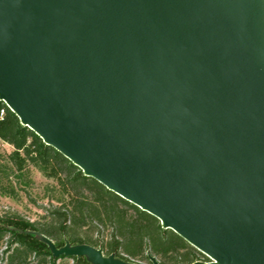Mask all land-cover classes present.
Instances as JSON below:
<instances>
[{
    "label": "water",
    "instance_id": "95a60500",
    "mask_svg": "<svg viewBox=\"0 0 264 264\" xmlns=\"http://www.w3.org/2000/svg\"><path fill=\"white\" fill-rule=\"evenodd\" d=\"M0 100L191 264H264V0H0Z\"/></svg>",
    "mask_w": 264,
    "mask_h": 264
},
{
    "label": "trees",
    "instance_id": "16d2710c",
    "mask_svg": "<svg viewBox=\"0 0 264 264\" xmlns=\"http://www.w3.org/2000/svg\"><path fill=\"white\" fill-rule=\"evenodd\" d=\"M0 139L13 147L0 160L2 194L17 198L16 180L25 187L31 186L34 170L54 182L45 189L49 207L43 220L27 219L17 212L0 213V261L4 264H56L59 258H65H55L46 243L19 229L39 231L59 247L67 240L90 244L101 247L106 255L114 253L132 262L150 264L149 255L155 256L159 264L209 260L175 231L162 227L156 216L86 176L70 159L23 125L1 100ZM104 231L109 236L106 240L102 237ZM96 232L100 237L95 236ZM69 258L90 264L83 257Z\"/></svg>",
    "mask_w": 264,
    "mask_h": 264
},
{
    "label": "rangeland",
    "instance_id": "374dc122",
    "mask_svg": "<svg viewBox=\"0 0 264 264\" xmlns=\"http://www.w3.org/2000/svg\"><path fill=\"white\" fill-rule=\"evenodd\" d=\"M13 147L0 139V160H4L2 157L4 154L11 152ZM34 182L31 186H24L18 184L16 180L15 186L18 190V197L12 198L5 196L0 191V213L6 212H17L27 219L31 220H43V215L46 213V208L49 207V200L46 197V186L54 184L52 179H48L43 176L37 170L33 171ZM96 237H100V233L96 232ZM102 237H105V240L108 239V232L104 231ZM4 249V247H3ZM2 254V252H1ZM1 264H4V261H0ZM73 264V261L69 257L59 258L56 264Z\"/></svg>",
    "mask_w": 264,
    "mask_h": 264
},
{
    "label": "built area",
    "instance_id": "2783aa9c",
    "mask_svg": "<svg viewBox=\"0 0 264 264\" xmlns=\"http://www.w3.org/2000/svg\"><path fill=\"white\" fill-rule=\"evenodd\" d=\"M211 259L209 258L208 261H210ZM73 261V264H84V263H77L75 260H72ZM205 261V260H204Z\"/></svg>",
    "mask_w": 264,
    "mask_h": 264
}]
</instances>
